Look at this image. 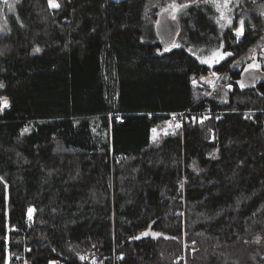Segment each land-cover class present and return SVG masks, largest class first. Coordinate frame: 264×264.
Wrapping results in <instances>:
<instances>
[{"label": "trees", "instance_id": "1", "mask_svg": "<svg viewBox=\"0 0 264 264\" xmlns=\"http://www.w3.org/2000/svg\"><path fill=\"white\" fill-rule=\"evenodd\" d=\"M11 2L0 264H264V79L230 66L264 16L250 7L236 39L214 0L217 32L165 48L141 28L163 0ZM219 44L227 55L213 65L188 49ZM210 70L224 72L218 95L197 80ZM206 106L152 141L172 114Z\"/></svg>", "mask_w": 264, "mask_h": 264}, {"label": "rangeland", "instance_id": "2", "mask_svg": "<svg viewBox=\"0 0 264 264\" xmlns=\"http://www.w3.org/2000/svg\"><path fill=\"white\" fill-rule=\"evenodd\" d=\"M239 1L240 0H216L218 17H221L224 21L221 22V24L229 26L234 23L235 27L233 29V33L236 39H238L241 35V31L243 30V21L244 19H246L245 17H249L250 11H248L247 9L251 7L253 12H259V14L264 16V2L257 1L253 3L254 5L251 4L249 7L248 4L244 1ZM211 2L207 0H204V2L202 3L184 0H163V3L160 4V7L164 8V10H162V14H166L169 19L175 20L177 22L179 21V18L183 20L182 23L185 24L184 28L179 25V34L177 33V36H175L171 45H164V47L168 48L171 46L179 45V38H182L183 42L186 43L187 40L197 38L198 35H205V33H208V31L210 32L212 30L211 32L213 33L217 32L219 29V22L216 19V10L215 8H213L214 0H211ZM11 5V0H0V7H2V11H0V32H3V30L5 29V15L10 11L9 9H11ZM154 5L158 6L159 4L158 2H156V4ZM159 19L160 16H157V18L148 17L144 20L141 27L142 40L150 41L158 39L161 41V28ZM199 22H201L202 25H209L210 28L208 27V29L207 26H203V28L205 27L206 31L202 33L201 29L198 27ZM226 55L227 53L221 49L220 44L218 46L210 47L208 49L202 48V50H199L197 52L198 59L207 65H213L219 62ZM236 63H238L239 65L241 64L243 69L251 70L252 68H254L264 70V30L253 45L248 47L241 55L235 57V59L232 60L230 66L237 67ZM216 73H218V75H216ZM203 75L211 77L205 84L200 82V78L197 79L199 83L207 89L206 95H211L215 93L217 91L218 85L222 82L221 80L224 78V72L220 73L215 70H210ZM244 79L246 81H253L255 79L254 73L248 72ZM243 82L244 81L239 82L240 86H243ZM8 105V98L5 95H0V112L7 108ZM178 128H181V124L176 121L175 115L172 114V116L166 122H163L160 126H155L151 130L150 137L153 142H158L162 136L166 135L167 133L173 132ZM216 155V152L212 153V156ZM48 264L59 263L56 260H50Z\"/></svg>", "mask_w": 264, "mask_h": 264}, {"label": "water", "instance_id": "3", "mask_svg": "<svg viewBox=\"0 0 264 264\" xmlns=\"http://www.w3.org/2000/svg\"><path fill=\"white\" fill-rule=\"evenodd\" d=\"M168 10V9H166ZM160 16V19H159V22H160V28H161V41L164 45H171L173 39L175 38V36H177V33H178V30H179V24L177 21L175 20H172V19H169L166 14H162V12L159 14ZM170 43H169V42ZM168 43V44H167ZM188 49L190 51H193V52H198L199 51V48H195L193 46H188ZM246 74L243 75L246 76ZM254 77H255V80L252 81H246L247 83H252V82H256L257 80L263 78L264 79V71H258V72H255L254 74ZM245 78V77H244Z\"/></svg>", "mask_w": 264, "mask_h": 264}, {"label": "built area", "instance_id": "4", "mask_svg": "<svg viewBox=\"0 0 264 264\" xmlns=\"http://www.w3.org/2000/svg\"><path fill=\"white\" fill-rule=\"evenodd\" d=\"M217 72H220L221 71H217ZM216 75H218V73H216ZM200 78V82L205 84L207 83V81L211 78L207 75H202L199 77ZM213 78V76H212ZM213 80V79H212ZM213 91V90H212ZM208 106L204 107L203 109L201 110H196V111H192V110H184V111H179L177 113H175V118H176V121L181 124L183 121H186L188 119H196V118H199L200 116L202 115H205L207 112H208ZM245 119L247 120H252V114L251 113H246L245 114ZM115 259L118 258V256H114Z\"/></svg>", "mask_w": 264, "mask_h": 264}, {"label": "crops", "instance_id": "5", "mask_svg": "<svg viewBox=\"0 0 264 264\" xmlns=\"http://www.w3.org/2000/svg\"><path fill=\"white\" fill-rule=\"evenodd\" d=\"M254 2H256V1L252 0V1H251V4H253ZM251 4H250V5H251ZM253 5H254V4H253ZM249 7H250V6H249ZM246 9H247V7H246ZM249 9H250V8H249ZM247 10H248V9H247ZM248 11H249V10H248ZM245 18H246V19H244V21H243V28H244V24H245V22L248 20V19H247L248 17H245ZM242 31H243V30H242ZM242 31H241V32H242ZM258 71H264V70H262V69H254V68H252L249 72L255 74V72H258ZM247 73H248V72H247ZM254 80H255V79H254ZM254 80H253V81H254Z\"/></svg>", "mask_w": 264, "mask_h": 264}]
</instances>
